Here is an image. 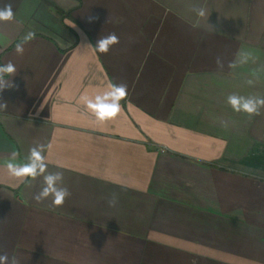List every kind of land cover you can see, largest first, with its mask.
Wrapping results in <instances>:
<instances>
[{
    "label": "crops",
    "instance_id": "1",
    "mask_svg": "<svg viewBox=\"0 0 264 264\" xmlns=\"http://www.w3.org/2000/svg\"><path fill=\"white\" fill-rule=\"evenodd\" d=\"M7 3L15 20L0 22V64L17 72L0 92V254L20 264H264V109L250 117L227 103L264 95V0ZM109 33L119 43L98 53ZM240 53L252 58L230 68ZM110 83L127 96L99 122L80 97ZM39 144L46 172L61 171L71 193L61 206L33 199L42 177L5 167Z\"/></svg>",
    "mask_w": 264,
    "mask_h": 264
},
{
    "label": "clouds",
    "instance_id": "2",
    "mask_svg": "<svg viewBox=\"0 0 264 264\" xmlns=\"http://www.w3.org/2000/svg\"><path fill=\"white\" fill-rule=\"evenodd\" d=\"M192 11L200 18H208L207 10L204 7H193ZM96 19L90 17V22ZM15 20V14L11 3H7L0 7V22H11ZM210 25V24H209ZM75 27V26H74ZM213 28L212 25H210ZM214 29V28H213ZM35 38V32L29 30L23 37L20 43L16 44V53L23 54L24 43L31 41ZM119 43V37L115 33H109L106 36H101L96 44L95 49L98 53L106 54L110 47ZM91 45V44H87ZM252 57L249 53H240L239 60L233 61L229 64L230 68H235L237 63H246ZM217 67L222 69L224 67L223 61L220 57L216 58ZM17 69L15 65L8 61L6 64H0V92L5 88L13 87V83L5 77H12L16 74ZM246 83L249 86L254 85L255 81L248 79ZM127 96V85L112 84L108 85V89L102 93L96 94L94 97L88 95H82L80 97L81 102L90 110L97 121L104 122L111 120L121 112V101ZM227 103L233 109L234 112L246 113L250 117L254 115H260L261 109H264V95L242 96L235 93L230 94L227 97ZM7 108L6 102H0V110ZM221 126L227 128L229 121L221 120ZM45 145L39 144L29 149V155L26 157L25 163H18L17 157L19 153L13 151L10 154L8 161L5 164L9 174L27 180L28 178L36 179L37 177L43 178V186L38 192L33 195L35 201L42 202L45 199L51 197V204L53 207L63 205L65 199L71 195L69 189L63 185V173L46 172L47 164L45 156L43 155ZM108 205L115 207L118 203V197L115 193L108 199ZM0 264H20L19 259L16 256L9 257L7 253L0 254Z\"/></svg>",
    "mask_w": 264,
    "mask_h": 264
},
{
    "label": "trees",
    "instance_id": "3",
    "mask_svg": "<svg viewBox=\"0 0 264 264\" xmlns=\"http://www.w3.org/2000/svg\"><path fill=\"white\" fill-rule=\"evenodd\" d=\"M56 11H57V13H59V14H63V12H61L60 10H58V9H56Z\"/></svg>",
    "mask_w": 264,
    "mask_h": 264
}]
</instances>
